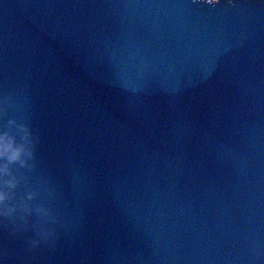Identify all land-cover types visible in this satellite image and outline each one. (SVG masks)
Masks as SVG:
<instances>
[{
    "label": "water",
    "instance_id": "water-1",
    "mask_svg": "<svg viewBox=\"0 0 264 264\" xmlns=\"http://www.w3.org/2000/svg\"><path fill=\"white\" fill-rule=\"evenodd\" d=\"M5 134L0 264H264V0H0Z\"/></svg>",
    "mask_w": 264,
    "mask_h": 264
},
{
    "label": "clouds",
    "instance_id": "clouds-1",
    "mask_svg": "<svg viewBox=\"0 0 264 264\" xmlns=\"http://www.w3.org/2000/svg\"><path fill=\"white\" fill-rule=\"evenodd\" d=\"M26 151L28 150L23 144H16L15 140L12 137L7 136V134L0 137V157L6 158L9 163L16 161H21V163H23L21 157ZM29 154L31 153L29 152ZM4 170L7 171V164L4 166ZM9 183L11 184L12 182L9 181ZM4 199V195H0V201ZM12 211H14V209H9L5 215H10ZM43 242L52 246L54 244L53 236L43 234ZM30 244L33 248H36L41 244V241L31 240Z\"/></svg>",
    "mask_w": 264,
    "mask_h": 264
}]
</instances>
